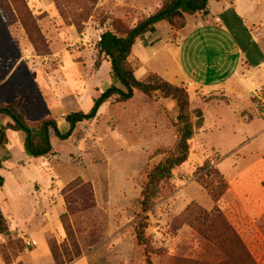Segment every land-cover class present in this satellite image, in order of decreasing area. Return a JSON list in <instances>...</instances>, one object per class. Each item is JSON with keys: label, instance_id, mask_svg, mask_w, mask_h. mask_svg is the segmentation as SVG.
<instances>
[{"label": "rangeland", "instance_id": "obj_1", "mask_svg": "<svg viewBox=\"0 0 264 264\" xmlns=\"http://www.w3.org/2000/svg\"><path fill=\"white\" fill-rule=\"evenodd\" d=\"M160 2L0 0L1 17L29 63L23 91L52 108L36 111L15 104L25 119L53 118L64 133L68 114L87 113L103 91L120 87L98 52L100 35L120 25L135 26ZM226 7L231 12L222 13ZM206 11L189 19L188 26L221 13L222 25L237 41L243 44L246 33L264 56V0H212ZM165 28L154 30L173 44L176 30ZM139 45L130 64L136 78L147 81L156 74L144 69ZM250 71L217 89L181 86L190 109L202 110L204 125L189 142L186 163L161 186L147 214L152 264H227L220 244L183 221L188 207L219 211L256 264H264V64ZM176 118L174 101L158 92L148 98L135 91L126 102L109 99L67 140L51 136L53 151L47 157H27L24 136L10 133L0 149V212L6 226L0 232V264H146L133 231L137 200L146 174L174 150ZM5 123L0 119V125ZM206 164L227 184L217 202L204 188L209 180L201 177L210 170L199 172Z\"/></svg>", "mask_w": 264, "mask_h": 264}, {"label": "trees", "instance_id": "obj_2", "mask_svg": "<svg viewBox=\"0 0 264 264\" xmlns=\"http://www.w3.org/2000/svg\"><path fill=\"white\" fill-rule=\"evenodd\" d=\"M209 1L163 0L159 9L149 16L142 17L135 26L125 28L119 24L121 28L115 27L113 30L103 31L97 44L98 52L108 60L110 75L120 87L110 86L103 91L95 99L87 113L79 111L68 114L65 117L68 129L64 133L60 131L53 118L29 123L25 119L23 111L15 104H0V118L7 119L5 125H0V149L8 144L9 131L20 132L24 136L23 151L25 155L31 158H44L53 151L51 136L59 141L67 140L78 124L93 120L100 107L113 97L118 102H126L133 98L135 91L148 98L158 92L164 99L175 102L178 139L174 150L146 174L137 200L139 212L133 231L137 245L144 249L146 264H152L145 238V231L148 227L147 214L151 211L161 186L167 184L172 179L175 170L186 163L189 156V142L193 139L196 131L202 129L204 117L202 110L190 109L189 95L184 87L172 85L156 75L150 76L147 81L138 80L130 64L132 48L137 39L153 32L157 24L163 23L170 29L181 30L185 26L186 16L205 12ZM207 168L210 170L208 174L201 175L204 180H209L204 183V188L213 202H217L226 192L227 184L216 170L210 169L208 164L199 168V172ZM211 172L214 174L213 179L210 175ZM3 184L4 179L0 176V188ZM181 218L199 235L220 244V250L225 254L227 264H256L238 233L219 211L206 212L195 207H188ZM0 232H6L5 220L1 212Z\"/></svg>", "mask_w": 264, "mask_h": 264}, {"label": "crops", "instance_id": "obj_3", "mask_svg": "<svg viewBox=\"0 0 264 264\" xmlns=\"http://www.w3.org/2000/svg\"><path fill=\"white\" fill-rule=\"evenodd\" d=\"M211 2L212 0L209 1L208 7ZM231 10L232 8H222V13ZM206 12L186 16L184 28L175 31L178 37L173 44L165 43L157 29L137 39L132 53L135 49L138 50L140 43L139 46H142L146 56L144 58L146 72L154 73L176 86L197 85L203 89H217L236 80L235 76L237 74L240 76L246 68L252 71L258 70L264 64L263 54L246 33L244 34L247 40H243L242 44V39L237 41L233 32L222 25L221 13L208 14L207 22L188 26L189 19H193L196 15L202 16ZM162 25L171 32L166 24L160 23L156 26ZM242 34L241 32L239 34L241 38ZM26 59L23 48L21 49L14 39L0 14V104H16L21 107V103H25L36 111L47 109L49 112L52 109L49 104L27 93L30 91L29 86L27 94L23 91L26 74L30 71ZM22 66H25L23 70L20 69ZM0 119L7 122L5 118ZM10 133L20 134L9 131L8 139ZM0 158L2 159L1 156Z\"/></svg>", "mask_w": 264, "mask_h": 264}, {"label": "built area", "instance_id": "obj_4", "mask_svg": "<svg viewBox=\"0 0 264 264\" xmlns=\"http://www.w3.org/2000/svg\"><path fill=\"white\" fill-rule=\"evenodd\" d=\"M33 244H35V242H32Z\"/></svg>", "mask_w": 264, "mask_h": 264}]
</instances>
